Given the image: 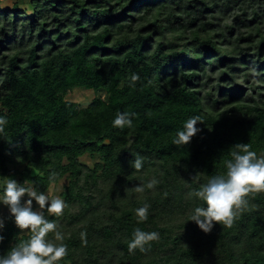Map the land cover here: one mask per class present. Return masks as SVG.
Listing matches in <instances>:
<instances>
[{"label":"trees","instance_id":"16d2710c","mask_svg":"<svg viewBox=\"0 0 264 264\" xmlns=\"http://www.w3.org/2000/svg\"><path fill=\"white\" fill-rule=\"evenodd\" d=\"M79 88L96 94L86 107L68 100ZM125 111L132 126L114 128ZM0 116V193L8 178L47 194L66 182L63 214L44 210L65 237L59 264H264V192L230 226L188 220L206 206L189 193L226 172L232 147L264 155V0L0 4ZM193 116L201 132L177 146ZM1 206L3 255L29 237ZM136 228L159 239L129 252Z\"/></svg>","mask_w":264,"mask_h":264},{"label":"clouds","instance_id":"9594fccd","mask_svg":"<svg viewBox=\"0 0 264 264\" xmlns=\"http://www.w3.org/2000/svg\"><path fill=\"white\" fill-rule=\"evenodd\" d=\"M134 82L138 75L129 77ZM134 114L129 112H117L112 121L114 128L123 129L131 127ZM7 123L5 117L0 116V131ZM202 123L199 116H193L186 120L183 128L176 133L173 141L177 146L188 145L201 129L197 126ZM231 158L224 162L226 172L210 177L206 183L198 189L191 191L190 196L202 200L206 206L195 207L188 217L204 233H210L215 225L224 224L230 226L234 217L243 207H246V197L250 193L264 192V155H258L252 151L249 144H237L230 151ZM136 170L143 166V159L137 154L131 164ZM55 174L49 177L54 178ZM158 181L153 178L147 188L151 189ZM18 183L15 179L8 178L4 181L2 193H0V205L7 207L15 226L20 230V235L27 234L28 239L13 245L10 250L0 255V264H59L68 252L67 245L63 243L64 234L60 231L56 221L45 217L48 215L59 217L66 207L60 198H49L46 192L38 191L32 186ZM137 192L144 190L143 186H137ZM37 208L33 207V204ZM149 205L135 209L138 223L147 220ZM4 221L0 219V230L4 228ZM49 233L52 234L49 237ZM83 236V233L81 234ZM159 239L158 232H146L136 228L132 239L128 243V250L136 249L144 251V246ZM3 237L0 236V241Z\"/></svg>","mask_w":264,"mask_h":264},{"label":"rangeland","instance_id":"374dc122","mask_svg":"<svg viewBox=\"0 0 264 264\" xmlns=\"http://www.w3.org/2000/svg\"><path fill=\"white\" fill-rule=\"evenodd\" d=\"M0 2L1 5L4 6H11V4L14 2V0H1ZM21 3H23V0H20ZM24 7L26 6V3L23 5ZM96 98V94L92 90H85L79 88L75 92L71 93L68 96V100H71L77 104H79L81 107H86L88 104H90L93 99ZM66 184V182H61L60 184L53 186L48 195L49 198H57L59 193L63 190V186ZM4 208L0 205V216L3 214Z\"/></svg>","mask_w":264,"mask_h":264}]
</instances>
